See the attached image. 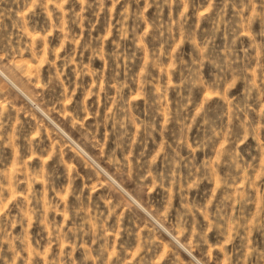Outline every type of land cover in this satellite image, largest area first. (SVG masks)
Masks as SVG:
<instances>
[{
	"label": "rangeland",
	"instance_id": "1",
	"mask_svg": "<svg viewBox=\"0 0 264 264\" xmlns=\"http://www.w3.org/2000/svg\"><path fill=\"white\" fill-rule=\"evenodd\" d=\"M197 257L264 264V0H0V264Z\"/></svg>",
	"mask_w": 264,
	"mask_h": 264
},
{
	"label": "bare ground",
	"instance_id": "2",
	"mask_svg": "<svg viewBox=\"0 0 264 264\" xmlns=\"http://www.w3.org/2000/svg\"><path fill=\"white\" fill-rule=\"evenodd\" d=\"M2 68V67H1ZM3 69V68H2ZM4 70V69H3ZM2 70V71H3ZM4 75V74H3ZM6 76H9L8 78H10L11 76L8 74V75H6ZM7 78V77H6ZM11 79H12V77H11ZM13 82V81H12ZM16 84H18L17 82H16ZM15 84V85H16ZM17 86V85H16ZM17 87H21L19 84H18V86ZM22 88V87H21ZM19 90H21V89H19ZM22 90H24L23 88H22ZM25 91V90H24ZM23 91V92H24ZM21 92V91H20ZM25 93H26V95L28 94L34 101H35V99L29 94V93H27L26 91H25ZM28 98V97H27ZM29 100V99H28ZM33 102V101H32ZM37 102V101H36ZM41 110V109H40ZM48 113V112H47ZM49 115V114H48ZM54 121V120H53ZM56 123V122H55ZM65 130V129H64ZM67 132V131H66ZM71 137V136H70ZM78 144V143H77ZM79 145H81V144H79ZM83 149H84V147H83ZM85 150V149H84ZM86 151V150H85ZM89 154V153H88ZM89 156H90V154H89ZM92 157V156H91ZM102 169H105V168H102ZM106 170V169H105ZM104 170V171H105ZM106 172H108L107 170H106ZM109 175V174H108ZM113 176V175H112ZM111 177V176H110ZM114 177V176H113ZM115 178V177H114ZM116 179V178H115ZM122 185V184H121ZM124 187V186H123ZM125 188V187H124ZM126 189V188H125ZM128 191V190H127ZM129 192V191H128ZM130 193V192H129ZM130 195H131V197H132V199H134L135 201H136V203L138 204V205H140L141 206V208H143V210L146 208H144V205H142V203L134 196V195H132L131 193H130ZM148 210V209H147ZM146 209H145V211L155 220V222H157L158 224L160 223L161 224V226L165 229V231L169 234V235H171V236H174V238L173 239H175L176 241H177V243H180L181 244V246L182 247H184L186 250H188L189 251V253H192L191 252V250L176 236V235H172L171 234V231L150 211V210H148L147 211ZM170 236V237H171ZM185 250V251H186ZM192 255H193V253H192ZM195 257V256H194ZM196 262H197V264H204V262H202L198 257L196 258V259H194Z\"/></svg>",
	"mask_w": 264,
	"mask_h": 264
},
{
	"label": "water",
	"instance_id": "3",
	"mask_svg": "<svg viewBox=\"0 0 264 264\" xmlns=\"http://www.w3.org/2000/svg\"><path fill=\"white\" fill-rule=\"evenodd\" d=\"M8 81L12 84V85H14L15 87H17L11 80H9L8 79ZM18 88V87H17ZM19 89V88H18ZM23 93V92H22ZM173 238H174V236H172Z\"/></svg>",
	"mask_w": 264,
	"mask_h": 264
}]
</instances>
